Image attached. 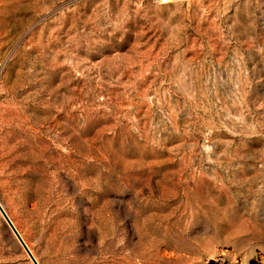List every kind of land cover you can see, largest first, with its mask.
Listing matches in <instances>:
<instances>
[{
  "label": "rangeland",
  "instance_id": "obj_1",
  "mask_svg": "<svg viewBox=\"0 0 264 264\" xmlns=\"http://www.w3.org/2000/svg\"><path fill=\"white\" fill-rule=\"evenodd\" d=\"M0 204L39 264H264V0H0Z\"/></svg>",
  "mask_w": 264,
  "mask_h": 264
},
{
  "label": "water",
  "instance_id": "obj_2",
  "mask_svg": "<svg viewBox=\"0 0 264 264\" xmlns=\"http://www.w3.org/2000/svg\"><path fill=\"white\" fill-rule=\"evenodd\" d=\"M0 213L2 214L3 218L5 219L6 223L8 224V226L10 227V229L12 230V232L15 235V237L17 238V240L20 242V244L22 245V247L26 251L28 257L31 260V262L33 264H39L38 261L32 255V253H31L30 249L28 248V246L26 245V243L24 242L22 236L18 233L17 229L14 227L12 221L10 220V218L8 217V215L6 214V212L3 209V207H2L1 204H0Z\"/></svg>",
  "mask_w": 264,
  "mask_h": 264
},
{
  "label": "bare ground",
  "instance_id": "obj_3",
  "mask_svg": "<svg viewBox=\"0 0 264 264\" xmlns=\"http://www.w3.org/2000/svg\"><path fill=\"white\" fill-rule=\"evenodd\" d=\"M15 227V226H14ZM16 228V227H15ZM32 253V252H31ZM33 255V254H32ZM35 258V257H34Z\"/></svg>",
  "mask_w": 264,
  "mask_h": 264
}]
</instances>
